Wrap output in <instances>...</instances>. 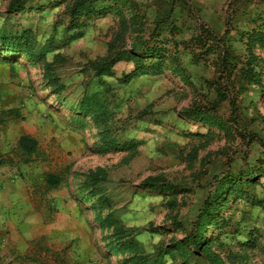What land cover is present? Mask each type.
Segmentation results:
<instances>
[{
	"label": "rangeland",
	"instance_id": "1",
	"mask_svg": "<svg viewBox=\"0 0 264 264\" xmlns=\"http://www.w3.org/2000/svg\"><path fill=\"white\" fill-rule=\"evenodd\" d=\"M75 1L0 0V195L7 180L25 185L17 203L24 198L41 214L45 237L54 251L70 246L73 264H132L134 256L208 264L187 241L228 179L207 226L210 250L226 264H264V0H131L135 8L122 12L140 13L147 49L167 58L158 74L128 84L120 78L133 65L119 63L107 87L95 85L91 64L114 43L130 48L140 27L117 43V5L106 0V12L79 16ZM250 53L262 60L263 86L242 82ZM88 89L111 101L114 136L127 150L106 147L95 120L78 112ZM214 103L228 132L187 116ZM19 122L40 141L44 161L15 156ZM49 173L64 179L57 189L47 188ZM148 179L159 184L145 188Z\"/></svg>",
	"mask_w": 264,
	"mask_h": 264
},
{
	"label": "trees",
	"instance_id": "2",
	"mask_svg": "<svg viewBox=\"0 0 264 264\" xmlns=\"http://www.w3.org/2000/svg\"><path fill=\"white\" fill-rule=\"evenodd\" d=\"M106 0H76L72 8V13L74 15H88L99 13L102 14L109 10V6L105 4ZM113 4H116L120 13H123L121 16V29L117 36V43L123 42L125 35L133 29L135 25L139 26L137 38L133 39L132 45L130 48L117 47L116 43L111 45L109 53L106 57L94 62L91 64L90 68L93 72V79H95V85L107 87V83L104 80V77H116V66L119 63L125 62L133 65V69L125 73L120 80L128 84L137 77L149 74L151 71L155 74L159 73L160 66L164 64L167 58V50L160 49H147L148 42L145 41L143 35V28L146 24L143 22L140 13L136 12L133 15H126L125 12H122L123 6L129 7L130 10L135 8L134 2L131 0H111ZM110 1V2H111ZM111 2V3H112ZM15 5L11 6V9H14ZM15 10V9H14ZM145 30V29H144ZM158 30V25L154 29V33ZM78 35V36H77ZM77 37L80 35L77 33ZM72 37V40H75L77 37ZM198 42L203 44L202 35L199 36ZM22 48L23 46L20 45ZM17 48V47H14ZM142 50V52H139ZM225 58L221 63V68L223 72L229 64L228 56L224 54ZM175 61H178L177 57H173ZM236 67V66H234ZM263 66L262 60L252 53L247 57L246 68L242 71V82L249 85H262L263 86ZM177 72H180L183 75L181 69H178ZM220 102V101H219ZM223 102V100L221 101ZM111 101L109 99H102L97 97L95 94H91L89 89L86 91V94L79 103L78 112L82 116H90L95 120V123L101 130L100 137L103 142L107 143L106 147L114 149L116 151L127 150V146L122 147V144L116 141L114 136V125H113V115L110 109ZM219 103H214L210 108L201 107L195 105L190 108L187 112V116L195 121L200 122L202 125L209 129H218L223 132H228L229 128L226 123L221 121L216 115L215 110ZM16 112V111H14ZM19 115H15L14 118H18ZM15 156L19 159V162L23 164H31L37 161H44L46 158L42 152V147L40 141L31 136V135H22L18 138L15 148L13 149ZM4 161H0L2 165ZM100 173H95V178H98ZM46 186L49 190L57 189L63 183L64 179L58 175L49 173L45 177ZM158 181L154 179H148L143 183L145 188H154ZM229 185H233V181L230 182L228 179H223L215 188V193L213 196H210L204 204L201 216L196 222L195 231L190 239L187 241L190 245L194 246V250L201 251V253L206 257L208 264H226L225 261L217 253L210 250V245L207 242V226H210L211 220L214 215L217 213V210H220L221 201L225 198L227 190H230ZM232 193H230L231 195ZM227 202V200L225 201ZM116 229L117 232L115 236L119 237L123 234L122 227ZM121 230V231H120ZM252 242V241H251ZM34 249H36V255L30 258V261L38 264H73L67 255V251L70 246L66 247L64 251H54V246L49 243V240L45 236H41L32 241ZM186 245V244H185ZM250 248L254 249L256 247V242L250 244ZM193 250V251H194ZM39 253V255H38ZM42 254H45L46 259H51L52 263L42 262L41 260L44 257H41ZM138 254V253H137ZM132 264H149L147 259L142 256H134L131 258ZM0 264H3L0 260Z\"/></svg>",
	"mask_w": 264,
	"mask_h": 264
},
{
	"label": "crops",
	"instance_id": "3",
	"mask_svg": "<svg viewBox=\"0 0 264 264\" xmlns=\"http://www.w3.org/2000/svg\"><path fill=\"white\" fill-rule=\"evenodd\" d=\"M22 123L15 125L20 137L27 133L23 132ZM5 186V195H0V260L3 264H38L30 261L36 255L32 241L49 232L47 225L24 198L21 204L17 203L23 190L26 192L25 185L7 180ZM81 248L86 250L84 245ZM70 251L71 248L68 250L71 255Z\"/></svg>",
	"mask_w": 264,
	"mask_h": 264
}]
</instances>
